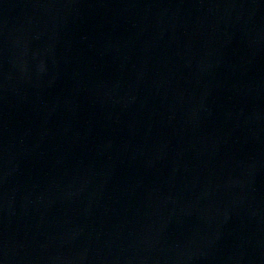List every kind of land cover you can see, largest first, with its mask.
I'll list each match as a JSON object with an SVG mask.
<instances>
[{
	"label": "water",
	"instance_id": "95a60500",
	"mask_svg": "<svg viewBox=\"0 0 264 264\" xmlns=\"http://www.w3.org/2000/svg\"><path fill=\"white\" fill-rule=\"evenodd\" d=\"M0 264H264V0H0Z\"/></svg>",
	"mask_w": 264,
	"mask_h": 264
}]
</instances>
